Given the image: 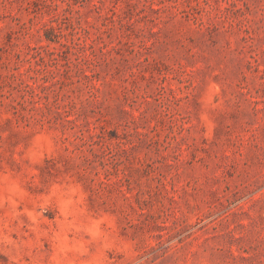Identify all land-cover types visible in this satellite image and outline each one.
<instances>
[{
  "label": "rangeland",
  "instance_id": "rangeland-1",
  "mask_svg": "<svg viewBox=\"0 0 264 264\" xmlns=\"http://www.w3.org/2000/svg\"><path fill=\"white\" fill-rule=\"evenodd\" d=\"M0 264H264V0H0Z\"/></svg>",
  "mask_w": 264,
  "mask_h": 264
}]
</instances>
